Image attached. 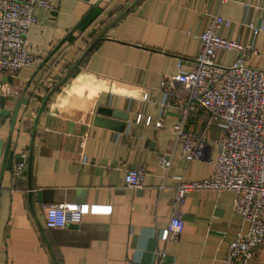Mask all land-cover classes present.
Returning a JSON list of instances; mask_svg holds the SVG:
<instances>
[{
    "label": "crops",
    "instance_id": "obj_1",
    "mask_svg": "<svg viewBox=\"0 0 264 264\" xmlns=\"http://www.w3.org/2000/svg\"><path fill=\"white\" fill-rule=\"evenodd\" d=\"M47 1L55 10L36 9L27 35L32 55L42 62L96 2ZM211 15L231 22L222 37L251 43L257 54L245 63L264 70V0H102L41 69L42 63L0 77V84L17 91L4 96L0 89L3 148L10 117L1 115V100L10 112L22 97L27 101L11 135V150L26 165L24 179L13 178L15 165L0 176V264H220L241 224L231 208L233 194L192 192L181 203L174 199L178 181L212 176L220 128L208 127L203 160L182 159L172 128L181 117L175 105L185 94L177 88L171 99L158 89L176 73L179 59L184 71L190 68L200 50L190 35L202 33ZM248 23L262 31L252 37ZM235 58V52L217 55L222 65ZM144 94L150 103L142 101ZM98 109L126 115L127 121L99 115ZM205 126L203 111L185 125L193 133ZM164 153L172 154L167 173L159 166ZM134 168L145 172L143 190L125 187V174ZM75 204L93 210L77 229L46 227V206ZM175 213L183 231L163 242L159 233ZM259 251L251 264L259 263Z\"/></svg>",
    "mask_w": 264,
    "mask_h": 264
},
{
    "label": "built area",
    "instance_id": "obj_2",
    "mask_svg": "<svg viewBox=\"0 0 264 264\" xmlns=\"http://www.w3.org/2000/svg\"><path fill=\"white\" fill-rule=\"evenodd\" d=\"M225 1V0H220ZM55 10L47 0H0V77L16 76L24 67L42 63L31 53L27 39L29 29L36 23L34 11ZM231 22L217 15L209 17L208 27L200 34L190 35L198 40L200 50L188 70H183L182 59L175 65L176 73L164 78L158 86L171 99L181 88L184 99L176 103L180 120L172 128L175 143L180 146L182 159L193 162L205 158L207 129L217 123L220 136L214 141L216 159L210 161L211 177L196 181H178L174 199L181 203L192 192H229L233 194L232 211L240 216L241 224L228 243L220 264H250L255 251L264 243V70L246 65L248 55L257 51L251 43L242 44L222 37ZM252 37L262 31L260 26L246 25ZM219 52H235L229 65L217 61ZM4 96L17 95L9 85L0 84ZM143 102L150 103L148 94ZM198 111L206 116V126L199 133L186 130L189 117ZM138 117L137 122H140ZM151 118L144 124L150 125ZM156 128L162 124L155 123ZM171 153L159 156V166L165 173L171 167ZM26 165H15L12 175L23 180ZM145 172L130 169L124 177L125 187L143 190ZM93 212L88 205H48L45 207V225L48 229H63L78 224L83 215ZM184 222L174 214L168 226L159 233L163 242L176 239L183 231ZM164 256L162 251L157 253Z\"/></svg>",
    "mask_w": 264,
    "mask_h": 264
},
{
    "label": "water",
    "instance_id": "obj_3",
    "mask_svg": "<svg viewBox=\"0 0 264 264\" xmlns=\"http://www.w3.org/2000/svg\"><path fill=\"white\" fill-rule=\"evenodd\" d=\"M102 2V0H96V2L92 5V7L89 9V11L81 18V20L79 21V23L72 29V31L69 33L68 37L72 35V33L81 25V23L91 14V12ZM67 37V38H68ZM66 38V39H67ZM66 39H64L63 41H61L57 47L48 55V57L42 62V64L40 65L39 69H41L46 63L47 61L50 59V57L57 51L58 48L61 47V45L66 41ZM8 80H11V78H9ZM4 101L5 99L1 100V105H2V111H1V115L4 117H10V136L8 137L6 144L3 148V142L0 140V158H1V171H0V176L3 175V173L5 171H11L13 165H17L23 162V158L19 157V156H14V152L11 150V135L13 133L16 121H17V115L19 112V108L21 105H26L27 101L22 97L21 99H19L14 107L13 110L10 112L8 110H4ZM97 113L99 115H103L107 118H112V119H117L120 122H126L127 121V116L126 115H121V114H116L114 112L105 110V109H98ZM96 121H99L96 119ZM100 124H103V126L109 127V128H114V126H117V123L113 122V121H109V120H105L103 121L102 119H100ZM125 124V123H123ZM125 126V125H124ZM118 127V126H117ZM39 196V193H38ZM70 229H77V225H69Z\"/></svg>",
    "mask_w": 264,
    "mask_h": 264
},
{
    "label": "rangeland",
    "instance_id": "obj_4",
    "mask_svg": "<svg viewBox=\"0 0 264 264\" xmlns=\"http://www.w3.org/2000/svg\"><path fill=\"white\" fill-rule=\"evenodd\" d=\"M264 245H261L257 250H260L256 256H257V261L259 262L258 264H264V249H263ZM254 261V260H252ZM251 264V263H250Z\"/></svg>",
    "mask_w": 264,
    "mask_h": 264
},
{
    "label": "trees",
    "instance_id": "obj_5",
    "mask_svg": "<svg viewBox=\"0 0 264 264\" xmlns=\"http://www.w3.org/2000/svg\"><path fill=\"white\" fill-rule=\"evenodd\" d=\"M54 50V49H53Z\"/></svg>",
    "mask_w": 264,
    "mask_h": 264
}]
</instances>
